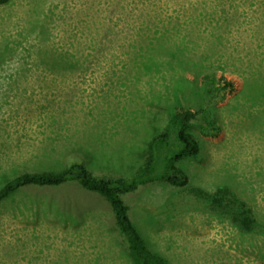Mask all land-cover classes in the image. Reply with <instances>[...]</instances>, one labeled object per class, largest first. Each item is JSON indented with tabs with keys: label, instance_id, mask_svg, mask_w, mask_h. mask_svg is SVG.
I'll return each mask as SVG.
<instances>
[{
	"label": "rangeland",
	"instance_id": "rangeland-1",
	"mask_svg": "<svg viewBox=\"0 0 264 264\" xmlns=\"http://www.w3.org/2000/svg\"><path fill=\"white\" fill-rule=\"evenodd\" d=\"M216 19L225 29L210 69L233 85L216 104L220 131L197 130L199 153L178 163L186 187L154 181L122 198L167 264H264V241L199 197L225 188L264 220V120L240 96L243 78L264 61V0L0 3V187L73 162L97 178L129 177L174 110L178 76L167 67L137 75L138 49L160 34L176 40L179 28L196 59ZM187 92L182 103L196 104ZM0 264L132 263L109 203L67 182L24 187L0 204Z\"/></svg>",
	"mask_w": 264,
	"mask_h": 264
},
{
	"label": "trees",
	"instance_id": "trees-1",
	"mask_svg": "<svg viewBox=\"0 0 264 264\" xmlns=\"http://www.w3.org/2000/svg\"><path fill=\"white\" fill-rule=\"evenodd\" d=\"M7 1L0 0V3ZM221 22L216 19L213 28L209 29L210 33L207 34L209 44L204 41L205 48L196 59L191 57L194 53L188 55L191 54L193 47L186 40L188 38L192 43V39L187 34H182L179 28L176 29L178 34L176 40L170 37L167 39L160 34L149 45L138 49L140 53L137 51L135 56L137 75L156 74L167 67L173 69L178 76L173 79L171 86L172 94L175 95L172 103L174 110H171L165 126L150 137L142 154V162L129 177L97 178L80 162H73L58 171L25 172L0 187V204L12 193L24 187H56L67 182H76L82 189L101 195L109 203L116 226L126 237L128 256L132 264H167L162 257L145 245L129 216L128 206L122 196L154 181L175 187H186L189 179L178 163L199 153L200 137L197 130L203 135L211 133L215 135L220 131L215 115L218 109L216 104L223 100L222 96L226 91L233 88L231 81L223 76L216 77L214 71L210 69V65L214 63V47L220 44L221 31L225 29L222 28ZM52 59L58 61V58ZM218 61L222 63L221 60ZM185 72H190L193 79H187ZM250 77L251 80L243 78L244 90L240 96L261 107L254 115V120L259 123L264 120V61L254 64V72ZM189 89L192 91L190 98L196 104L182 103V95H186ZM186 97L184 96V100ZM194 97H199V101ZM229 193V190L223 188L214 196L202 192V196L199 197L207 199L217 209L216 213L228 215L232 224L241 232H252L255 238L264 241V220L255 209L253 213L243 200ZM225 200L226 205H223Z\"/></svg>",
	"mask_w": 264,
	"mask_h": 264
}]
</instances>
